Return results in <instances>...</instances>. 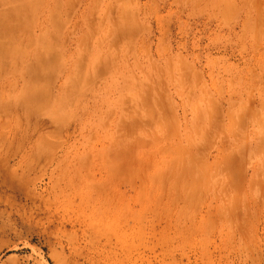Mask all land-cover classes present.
<instances>
[{
    "label": "rangeland",
    "instance_id": "1",
    "mask_svg": "<svg viewBox=\"0 0 264 264\" xmlns=\"http://www.w3.org/2000/svg\"><path fill=\"white\" fill-rule=\"evenodd\" d=\"M0 16V264H264V0Z\"/></svg>",
    "mask_w": 264,
    "mask_h": 264
},
{
    "label": "bare ground",
    "instance_id": "2",
    "mask_svg": "<svg viewBox=\"0 0 264 264\" xmlns=\"http://www.w3.org/2000/svg\"><path fill=\"white\" fill-rule=\"evenodd\" d=\"M17 31V30H16ZM16 31H15V29L13 28V24H11V23H9V21H6V20H3L2 18H1V16H0V56L1 55H3L4 53H5V51L7 52V51H12V49L13 50H16V51H19L20 50V48H22V41L21 40H19L18 38H16L14 35L16 34ZM18 32V31H17ZM11 35V36H14L15 38H13L14 39V43H12V42H10L9 44H10V46L8 45V44H6V42H5V38L4 37H6V36H8V35ZM19 33H17V35H18ZM21 34V33H20ZM21 36V35H20ZM17 37H19V36H17ZM20 38V37H19ZM47 43H52V42H49V41H46ZM42 43V42H41ZM33 46L32 47H34L35 48V50L37 49V47L40 45H38V46H34V44H32ZM13 52V51H12ZM33 56L35 57V55L33 54ZM16 57V56H15ZM19 57H21V56H19ZM26 57V56H25ZM24 57V58H25ZM23 58V59H24ZM15 59V58H14ZM13 59V60H14ZM17 59V58H16ZM19 59V58H18ZM36 59V58H35ZM39 59V58H38ZM11 60V59H10ZM30 60H32V58L30 59ZM41 60V59H40ZM12 61V60H11ZM10 61V62H11ZM15 61V60H14ZM17 61V60H16ZM34 61H36V60H34ZM31 61H29V63H30ZM12 63H13V61H12ZM8 64V63H7ZM17 64V63H16ZM33 62H31L30 63V65L29 64H26V68L22 71L23 73H24V75L26 74V75H28L27 77H29L28 79H30V77L31 78H33V77H37L36 76V73H37V71H38V68L37 69H35L36 71H34V68L35 67H33ZM10 65H11V63H10ZM82 65V64H81ZM80 64H79V68H80V66H81ZM35 66V65H34ZM37 66V65H36ZM13 67V66H12ZM32 67H33V71L35 72L34 74H33V72H31V69H32ZM1 68V67H0ZM17 69V68H16ZM16 69H14V70H16ZM2 70V69H1ZM77 70H80V69H77ZM2 72V71H1ZM1 72H0V75H1ZM14 72V71H13ZM21 72V73H22ZM11 73H12V71H11ZM39 73V72H38ZM38 73H37V75H38ZM78 73V72H77ZM80 73V72H79ZM16 74L17 73H15V74H13L15 77H16ZM30 74L32 75L33 74V76H30ZM23 74H22V78H23V82H24V76ZM40 75V74H39ZM7 78V77H6ZM26 78V77H25ZM40 78V77H39ZM42 78V77H41ZM31 80V79H30ZM29 81V80H28ZM32 83V82H31ZM24 84V83H23ZM22 84V88L24 87V85ZM34 85V84H33ZM38 85H39V83H38ZM16 86V85H15ZM36 86H37V84H36ZM40 86V85H39ZM42 86V85H41ZM28 87V85L26 86V88ZM4 88V87H3ZM21 88V89H22ZM25 88V87H24ZM33 88H35L36 89V87H33ZM31 89H32V87H31ZM40 89V88H39ZM27 91H29L30 90V87L29 88H27L26 89ZM26 90H24L25 92H27ZM34 91V90H33ZM34 92H36V91H34ZM22 96V95H21ZM24 96V95H23ZM24 99V98H23ZM27 103V102H26ZM262 105H264V102L262 103ZM134 117V116H133ZM153 118H154V116H152ZM133 120V119H132ZM137 120V119H136ZM148 121H149V119H148ZM133 122V121H132ZM136 122H139V121H136ZM152 122V121H151ZM134 123H135V120H134ZM260 130L262 131V132H264V127L263 126H260ZM184 143H183V140L182 139H179L177 142H174V143H172L171 144V146H180V147H184ZM170 147V146H169ZM167 150V149H166ZM170 151V150H169ZM171 151H173V150H171Z\"/></svg>",
    "mask_w": 264,
    "mask_h": 264
}]
</instances>
